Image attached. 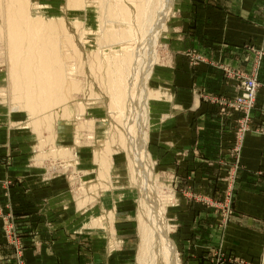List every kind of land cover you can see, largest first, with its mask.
I'll list each match as a JSON object with an SVG mask.
<instances>
[{
    "label": "rangeland",
    "instance_id": "rangeland-1",
    "mask_svg": "<svg viewBox=\"0 0 264 264\" xmlns=\"http://www.w3.org/2000/svg\"><path fill=\"white\" fill-rule=\"evenodd\" d=\"M104 1L105 4L101 0H82L81 5L70 4V8L67 0H29L33 17L52 22V38L61 64L57 69L64 78L58 89L62 101L55 107L32 115L24 108L23 101L18 99V90L13 87L4 16L6 0H0V114L13 117L7 124L0 125L26 133L19 139L18 147L6 156L7 161L12 162L11 166L13 162L21 161L30 168L25 171V179L35 190L36 186L42 192L53 187L68 188L67 197L58 201L41 197L39 216L32 215L30 204H26L24 211L17 212L12 201L7 203L2 199L7 198L4 195H7V191L0 192V264H50L49 261L54 257L66 258L60 255L62 253L70 256L66 264H144L140 262L141 189L139 183L133 181L130 154H127L124 139L127 134L121 117V112H126V105L116 107L111 104L115 100L112 89L118 77L117 66L128 52H134L139 45L140 25L144 21L140 14L144 4L132 0ZM175 1L167 28L159 40L157 64L147 82L152 93L149 99L148 136L152 127L153 103L172 101L173 94L167 91L171 85H165L160 74L166 60H169L165 59L166 46L168 50L174 48L171 36L175 34L170 33L176 29L178 14L183 10L180 7L181 0ZM124 9L130 16L126 17ZM250 50L255 57L250 70L220 67L224 78L234 81L238 91L239 82L229 77L224 68L231 69L235 75L243 74L258 81L255 107L250 112L247 125L243 123L245 113L242 110L212 102L213 99H225L224 96L204 94L202 97L218 109L223 119L227 116L238 117L237 124L231 127L234 145L228 151L229 161L223 163L225 170L216 171L217 181H209L211 174L208 170H202L201 180L195 183L179 177L176 170L160 168L157 163L159 155L155 156L151 152L148 137L147 149L153 159L154 184L156 187L159 185L157 192L160 191L158 194L162 197L171 227L170 236L176 244L181 264H189L186 260L189 255H192L189 259H199V264H248L247 256L251 259L259 256L260 264H264V240L261 246L259 243V248L257 242L251 246V256L249 252V255H243L235 250L240 245H235L231 250L227 241L231 221L236 217L237 184L242 173L241 158L246 137L250 133L264 135V129L253 125V113L261 87L259 75L264 51ZM196 52H187L192 67L203 63L214 66L207 57ZM131 75L134 82L137 73L133 69ZM245 126L247 131L243 136ZM108 145L110 161L107 166L110 165V168H106L108 172L105 170L103 176L99 171V157L103 156L104 148ZM0 183V187H11L10 181ZM62 200H67L66 217L61 218L62 224L74 228L68 234H56L52 229V225L59 222L54 217L64 207ZM183 207H186V211L194 210L207 217L204 220L216 230L213 240H210L212 246H196L190 240L185 243L187 241L180 234V225L185 221L182 220ZM201 228L204 229L203 226ZM80 230L90 234H81ZM188 236L185 234V237ZM67 243H70L71 248L62 250ZM186 246L189 249H185Z\"/></svg>",
    "mask_w": 264,
    "mask_h": 264
},
{
    "label": "crops",
    "instance_id": "crops-1",
    "mask_svg": "<svg viewBox=\"0 0 264 264\" xmlns=\"http://www.w3.org/2000/svg\"><path fill=\"white\" fill-rule=\"evenodd\" d=\"M180 7L183 10L178 14V24L170 33L175 34L171 36L174 48L168 50L166 46L165 59L169 60H166L160 74L163 83L171 85L167 91L173 94L172 101L153 103L150 150L155 156L159 155L157 163L160 168L176 170L177 175L184 180L198 183L201 171L208 170L211 174L209 181H217L216 171L225 170L223 163L229 161L228 151L234 145L231 127L237 124L238 117L227 116L223 119L218 109L202 97L204 94L225 98L238 95L237 84L226 80L220 67L250 70L255 60L250 49L264 51V0H181ZM189 50L198 51L196 53L207 57L214 66L203 63L192 67L187 54ZM259 81L261 87L253 113V125L264 129V61ZM3 115L0 114V124H7L13 119L12 116L1 117ZM25 135V131H14L0 125V182L10 181V188L13 187L11 192L9 187H0V192L7 191V195L4 194L7 198L2 199L7 203L12 201L17 212L24 211L26 204H30L32 215L39 216L41 197L58 201L67 197L68 188L53 187L42 192L36 186L35 190L25 179V171L30 168L21 161H15L11 166L12 162L7 161L6 156L18 147L19 139ZM241 164L236 217L231 221L227 241L231 250L235 245H240L235 250L243 255L249 252L251 256V246L257 242L259 248V243L261 246L264 240V135H247ZM62 201L64 207L54 217L59 222L52 225L56 234L72 233L74 229L62 224L61 218L66 217L67 200ZM182 210V220L185 221L180 225V234L185 238L183 240H190L196 246H212L210 240H213L216 230L204 220L206 216L194 210L186 211V207ZM80 233L90 234L83 230ZM185 234L189 236L185 237ZM65 245L62 250L71 248L70 243ZM60 255L66 258L54 257L49 261L50 264L68 263L70 256L64 253ZM189 256L186 258L189 264H199V259H189ZM247 259L248 264H260L259 256L254 259L247 256ZM80 260L77 258L82 263Z\"/></svg>",
    "mask_w": 264,
    "mask_h": 264
},
{
    "label": "bare ground",
    "instance_id": "bare-ground-1",
    "mask_svg": "<svg viewBox=\"0 0 264 264\" xmlns=\"http://www.w3.org/2000/svg\"><path fill=\"white\" fill-rule=\"evenodd\" d=\"M132 1L144 4L140 14L144 21L141 25L139 24L141 37L134 52H128L117 66L118 77L115 86H113L114 89H112L115 100L111 104L116 107L126 105V112L125 110L124 113L121 112L127 134L124 138L125 145L128 149L127 154H130L129 164L133 181L139 183L141 189L139 206H141L142 214V220L140 219L142 256L140 262L144 264H181L176 244L170 236L171 227L166 218V209L162 197L158 194L160 191L157 192L159 185L157 184L156 187L154 184L153 165H151L153 159L147 149L148 127H150L149 99L152 97L147 82L153 72L154 65L157 64L159 40L167 28L166 24L176 1ZM67 2L71 8L70 4L78 6L81 5L82 0H67ZM29 7H31L29 0H6L4 16L7 24L8 51L12 61L13 87L18 90V99L23 101L24 108L32 115H36L46 108L57 106L62 101L58 89L64 78L60 76L61 71L57 69L61 64L52 38L54 31L52 22H46L40 17H33ZM124 11L126 17L130 16L127 9ZM44 33H47L46 36ZM55 58L56 61H54ZM132 69L137 73L134 76V82L131 75ZM104 149L103 156L99 157V171L103 176L106 173L105 170L107 171L106 168L110 166H107L110 161L109 145Z\"/></svg>",
    "mask_w": 264,
    "mask_h": 264
},
{
    "label": "built area",
    "instance_id": "built-area-1",
    "mask_svg": "<svg viewBox=\"0 0 264 264\" xmlns=\"http://www.w3.org/2000/svg\"><path fill=\"white\" fill-rule=\"evenodd\" d=\"M224 72L227 73L229 77L234 78L239 82V94L235 97L229 98V100L224 97L225 99L222 100L213 99L212 102H218L224 106L231 107L236 110H242L245 113V119H243V123L246 124V122L250 118V112L252 108L255 107L254 105L259 88L258 81L256 80V78H250L243 74L238 73L235 75L229 68H224ZM246 127L247 126L244 127V131L242 132L243 136L247 131Z\"/></svg>",
    "mask_w": 264,
    "mask_h": 264
}]
</instances>
